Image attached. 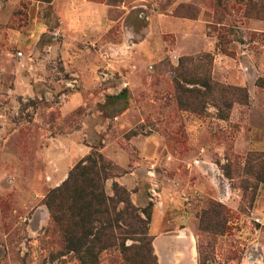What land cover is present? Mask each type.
Instances as JSON below:
<instances>
[{"label":"rangeland","instance_id":"374dc122","mask_svg":"<svg viewBox=\"0 0 264 264\" xmlns=\"http://www.w3.org/2000/svg\"><path fill=\"white\" fill-rule=\"evenodd\" d=\"M65 1L0 0V264H81L45 198L91 152L125 171L135 204H154L150 234L190 228L197 264H264V182L247 161L264 152V18L247 0H91L105 11L77 14L82 32L66 29ZM164 15L203 31L189 25L181 50ZM199 74L248 99L196 102ZM212 201L230 210L224 235L200 227ZM99 264H123L120 248Z\"/></svg>","mask_w":264,"mask_h":264},{"label":"trees","instance_id":"16d2710c","mask_svg":"<svg viewBox=\"0 0 264 264\" xmlns=\"http://www.w3.org/2000/svg\"><path fill=\"white\" fill-rule=\"evenodd\" d=\"M246 12L257 19L264 18V0H247ZM201 87L192 91L196 102L219 96L228 110L235 102L248 99L241 86H224L198 76ZM190 91V92H189ZM218 99V98H217ZM221 117L228 115L221 113ZM248 169L258 181L264 182V152L247 157ZM118 164L102 152H91L80 159L59 186L45 198L54 229L65 253H73L81 264H99L104 252L120 248L123 264H160L155 253V237L150 234L153 203L140 207L134 203L131 191L117 178L123 176ZM231 177V172H227ZM112 180V192L108 182ZM230 210L226 204L210 202L200 215L201 229L212 235L229 231ZM200 255L201 247H198ZM199 264H205L200 261Z\"/></svg>","mask_w":264,"mask_h":264},{"label":"crops","instance_id":"0c3cea01","mask_svg":"<svg viewBox=\"0 0 264 264\" xmlns=\"http://www.w3.org/2000/svg\"><path fill=\"white\" fill-rule=\"evenodd\" d=\"M55 1L58 2L59 0ZM65 3L67 17H69L72 22V24H68V22H66V29L78 28V31L81 29L82 32H85L88 26L83 23L82 18L78 17L77 20L75 19L77 14L81 12H86V14H95V12L100 10L101 7H103L101 11H105L104 5H100L99 3L93 2L91 0H67L65 1ZM203 3H205L204 0ZM161 20L163 21L161 24L162 30L177 29L181 31V33L177 34L179 41L177 47L179 49L182 48V46L180 45V39L182 38L181 36L184 35L185 32H187V28L189 27V25H198V28L195 29L199 30L198 33L195 30H193L192 33L190 32L189 34L191 35V38H184V45L186 43L185 48H187V50L199 47V44L195 43L198 40L194 38V35L197 33V35L199 36V33H202L204 27L202 23L175 18L169 15L162 16ZM75 24H77V26H75ZM260 28H264V23H257L255 25V28L253 29L260 30ZM201 40L204 42V45L207 49L211 50L215 48V44L211 39L202 37ZM155 215L156 213L153 214V217ZM153 236L155 237V253L158 256L160 264H197V262L195 261V255L197 251L195 248V238L193 237V233L190 228L189 231L188 229L185 230L184 233L179 237L176 234H168L167 237H173V239L171 238L172 240H169L166 245H159V239L165 236L164 233H159ZM246 264H253V262H248Z\"/></svg>","mask_w":264,"mask_h":264},{"label":"water","instance_id":"95a60500","mask_svg":"<svg viewBox=\"0 0 264 264\" xmlns=\"http://www.w3.org/2000/svg\"><path fill=\"white\" fill-rule=\"evenodd\" d=\"M171 238L173 239V237H167V236L161 237L159 239V245L160 244H162V245L165 244L166 245L169 240H172Z\"/></svg>","mask_w":264,"mask_h":264}]
</instances>
